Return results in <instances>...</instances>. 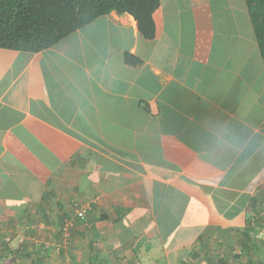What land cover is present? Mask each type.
Instances as JSON below:
<instances>
[{
    "label": "crops",
    "instance_id": "1",
    "mask_svg": "<svg viewBox=\"0 0 264 264\" xmlns=\"http://www.w3.org/2000/svg\"><path fill=\"white\" fill-rule=\"evenodd\" d=\"M152 20L150 39L111 12L47 50L0 49V264H264L246 1L160 0Z\"/></svg>",
    "mask_w": 264,
    "mask_h": 264
},
{
    "label": "trees",
    "instance_id": "2",
    "mask_svg": "<svg viewBox=\"0 0 264 264\" xmlns=\"http://www.w3.org/2000/svg\"><path fill=\"white\" fill-rule=\"evenodd\" d=\"M245 1L264 59V0ZM159 2L160 0H0V49L38 53L55 46L97 18L111 12L132 16L140 33L150 39L154 34L152 14L158 8ZM135 61L136 58L131 56L127 58L130 64H135ZM46 196L42 197V205ZM47 211L44 208L43 213L46 214ZM72 229L73 225H67V221L60 223L55 229L61 250L68 244L63 239L64 235L67 236V232L70 234ZM22 243L24 242H20ZM20 248L21 246L16 249L17 252ZM4 250L3 247L0 249L1 262L6 257L2 256ZM30 257V254L25 256ZM37 258L41 260L40 256ZM48 258L50 257H42V261ZM11 261L17 262L18 257L13 256Z\"/></svg>",
    "mask_w": 264,
    "mask_h": 264
},
{
    "label": "built area",
    "instance_id": "3",
    "mask_svg": "<svg viewBox=\"0 0 264 264\" xmlns=\"http://www.w3.org/2000/svg\"><path fill=\"white\" fill-rule=\"evenodd\" d=\"M78 217H82L83 216V211H80L77 213ZM67 225H72L71 223H67Z\"/></svg>",
    "mask_w": 264,
    "mask_h": 264
}]
</instances>
